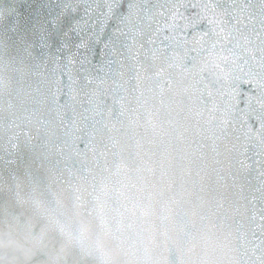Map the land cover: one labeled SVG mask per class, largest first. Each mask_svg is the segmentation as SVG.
Returning a JSON list of instances; mask_svg holds the SVG:
<instances>
[{
    "label": "snow or ice",
    "instance_id": "1",
    "mask_svg": "<svg viewBox=\"0 0 264 264\" xmlns=\"http://www.w3.org/2000/svg\"><path fill=\"white\" fill-rule=\"evenodd\" d=\"M0 52L43 85L2 108L0 264H264V0H16Z\"/></svg>",
    "mask_w": 264,
    "mask_h": 264
},
{
    "label": "water",
    "instance_id": "2",
    "mask_svg": "<svg viewBox=\"0 0 264 264\" xmlns=\"http://www.w3.org/2000/svg\"><path fill=\"white\" fill-rule=\"evenodd\" d=\"M16 0H0V31L3 30L4 20ZM0 52V80L6 85L0 88V121L6 117L2 110L3 106L11 102L17 110L23 112L25 109L34 107L33 96L39 94L42 85V67L38 60H27L15 58ZM7 194L0 191V205L7 201Z\"/></svg>",
    "mask_w": 264,
    "mask_h": 264
}]
</instances>
